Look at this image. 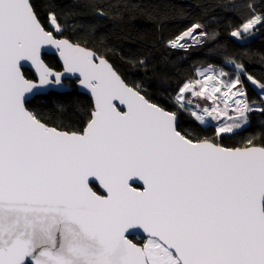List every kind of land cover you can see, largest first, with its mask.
<instances>
[{"label": "snow or ice", "instance_id": "obj_1", "mask_svg": "<svg viewBox=\"0 0 264 264\" xmlns=\"http://www.w3.org/2000/svg\"><path fill=\"white\" fill-rule=\"evenodd\" d=\"M44 5L41 18L34 0H0V264H264V127L242 147L219 142L264 116V77L247 67H264V52L247 48L264 34V10L251 0ZM221 13L237 21L229 35L242 58L219 46ZM205 48L213 63H188ZM117 52L142 80L124 78ZM72 78L92 99L75 125L63 102L29 106L71 92ZM183 116L213 136L182 129Z\"/></svg>", "mask_w": 264, "mask_h": 264}, {"label": "trees", "instance_id": "obj_2", "mask_svg": "<svg viewBox=\"0 0 264 264\" xmlns=\"http://www.w3.org/2000/svg\"><path fill=\"white\" fill-rule=\"evenodd\" d=\"M34 2L36 4L37 11L41 13V18H43V12L45 6L44 0H34ZM251 2L254 4V6L257 9L264 10V0H251ZM235 23H237V21L234 19V15H229L225 17V15L221 13L218 17V20L213 24V27L219 32L218 42L221 49L225 47L229 49H235L237 50L236 51L237 57L242 58L244 49L241 47V44L238 41H236L234 38L230 37L229 35V32L231 31V27ZM262 32H264V30H262ZM110 43L116 44L117 42L113 40L110 41ZM119 47L122 49V54L125 56L128 55L130 52H132V49L126 46L120 45ZM247 48L249 49L250 53L253 51L264 52V34L248 42ZM162 51L163 50L161 49L155 53L157 59H159ZM109 58L129 83L140 81L144 78L140 70L130 68L128 64L122 61L120 52L111 55ZM43 59L45 63L48 64L49 67L52 68L53 70L55 71L61 70V67L57 61L56 56L43 55ZM252 59L258 61L259 56L253 55ZM213 62L214 61L209 58L207 48L203 50L193 51L188 61L189 64L194 63L197 66H200L201 64L206 66L207 63H213ZM247 67H248V71L254 74L257 78L264 77V67H262L259 63L249 64L247 65ZM25 72L29 79H34L31 72L27 70H25ZM65 84H72L71 92L67 93L66 95H59V96L53 94L52 96L46 98L43 101H40L39 99L34 100L33 103L29 106L36 107L39 104L41 106V110L48 112L56 101L63 102L70 107L69 115L72 117V122L75 125L77 122L76 110L86 109L88 106L91 105L92 101L87 96L77 91L74 81H65ZM150 91L154 95L159 94L157 91V85L155 83L151 85ZM250 94H251V90H250ZM253 99H258V98L253 96ZM262 121H264V116H261L259 114H253L251 117V127L247 131H238L236 134H226L223 140L219 142L226 147H242L244 146V141L246 139L258 133L260 131V128L264 127V125H262L261 123ZM181 127L182 129L188 132H192L201 138L212 137L214 134V129L212 127H207V128L196 127L194 123L191 120H189L188 117L186 116H183L181 118ZM72 130H76L75 127ZM132 239L136 243H143L142 239H137V238H132Z\"/></svg>", "mask_w": 264, "mask_h": 264}, {"label": "water", "instance_id": "obj_3", "mask_svg": "<svg viewBox=\"0 0 264 264\" xmlns=\"http://www.w3.org/2000/svg\"><path fill=\"white\" fill-rule=\"evenodd\" d=\"M43 55L56 56L57 61H58L59 65H60V67H61V70L58 71V72H63L62 60H60L59 55H58V53L55 51L54 48H46V49L42 50V58H43ZM24 70H27V71L31 72V74L33 75L34 80L37 79V78L34 76V69L30 66V64H26ZM54 71H55V70H54ZM65 81H74V82H75L74 78H72V79H66ZM65 81H64V83H65ZM75 86H76V85H75ZM76 89H77V91H78L79 93H81V94L87 96V97L92 101L91 96H90V93H88L87 90H85V89H83V88H78V87H76ZM134 184H135V186H137V187H142V185H140L138 182H134ZM132 236H135V237H131V239H132V238L144 239L145 234L142 232V230L140 231V230L137 229V230H134V231L132 232Z\"/></svg>", "mask_w": 264, "mask_h": 264}, {"label": "rangeland", "instance_id": "obj_4", "mask_svg": "<svg viewBox=\"0 0 264 264\" xmlns=\"http://www.w3.org/2000/svg\"><path fill=\"white\" fill-rule=\"evenodd\" d=\"M257 37H260V35H258ZM257 37H256V38H257ZM208 127H211V126H208ZM237 132H238V131H237ZM142 242H144V239H142Z\"/></svg>", "mask_w": 264, "mask_h": 264}, {"label": "built area", "instance_id": "obj_5", "mask_svg": "<svg viewBox=\"0 0 264 264\" xmlns=\"http://www.w3.org/2000/svg\"><path fill=\"white\" fill-rule=\"evenodd\" d=\"M202 128H207V127H202Z\"/></svg>", "mask_w": 264, "mask_h": 264}, {"label": "clouds", "instance_id": "obj_6", "mask_svg": "<svg viewBox=\"0 0 264 264\" xmlns=\"http://www.w3.org/2000/svg\"><path fill=\"white\" fill-rule=\"evenodd\" d=\"M202 128V127H201Z\"/></svg>", "mask_w": 264, "mask_h": 264}]
</instances>
